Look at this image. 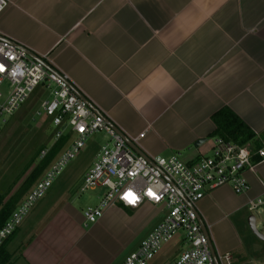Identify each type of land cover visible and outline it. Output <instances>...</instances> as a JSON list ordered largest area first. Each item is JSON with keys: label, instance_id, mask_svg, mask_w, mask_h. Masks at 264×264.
<instances>
[{"label": "crops", "instance_id": "obj_1", "mask_svg": "<svg viewBox=\"0 0 264 264\" xmlns=\"http://www.w3.org/2000/svg\"><path fill=\"white\" fill-rule=\"evenodd\" d=\"M6 1L0 36L46 57L124 137L145 131L142 154L186 165L208 157L220 110L252 134V152L264 144V0ZM97 151L80 174L57 177L15 230L10 264H120L161 220L144 203L84 224L83 210L103 193L78 191ZM244 179L245 194L218 188L196 208L231 264L258 261L244 205L261 193L264 160Z\"/></svg>", "mask_w": 264, "mask_h": 264}, {"label": "built area", "instance_id": "obj_2", "mask_svg": "<svg viewBox=\"0 0 264 264\" xmlns=\"http://www.w3.org/2000/svg\"><path fill=\"white\" fill-rule=\"evenodd\" d=\"M7 5L6 0H0V13ZM0 37V89L6 91V94L0 91V124L37 88H43L49 91V99L42 101L39 109L49 119L52 142L47 150L40 152L38 159L43 158L57 140L68 137L62 151L1 226L0 245L22 224L85 142L94 134L102 133L107 141L98 148L78 189L79 193L103 189L97 204L83 210L84 224L95 223L104 211L115 206L134 210L146 203L162 215L120 264H148L163 245L176 237L180 238L184 250L170 264H231L228 254H219L212 246L209 228L204 226L206 235L201 230L197 204L207 194L222 187L229 188L235 196L245 194L249 187L244 174L254 173L258 162L264 160V144L252 152L247 143L239 145L214 137L210 155L189 165L173 155L153 158L141 152L142 155L135 154L125 140L136 148L145 131L134 138L124 137L73 89L67 77L54 69L46 57H37L39 63L28 56L23 46ZM253 156L258 161L253 162ZM259 184L261 193L244 205L253 218V212L264 214V185Z\"/></svg>", "mask_w": 264, "mask_h": 264}, {"label": "rangeland", "instance_id": "obj_3", "mask_svg": "<svg viewBox=\"0 0 264 264\" xmlns=\"http://www.w3.org/2000/svg\"><path fill=\"white\" fill-rule=\"evenodd\" d=\"M0 91L6 94L3 88ZM48 93V90L37 88L12 116L5 117V122L0 124V193L4 192L11 184L40 147H44L40 152L47 150L52 142V127L49 124V119L45 118L39 109V104L49 99ZM36 113H39V116H36ZM106 141L107 139L102 133L91 136L80 152L69 161L59 177L80 174L93 161L95 149L98 150ZM36 162L37 160L24 172L25 175L31 171ZM24 176L16 183L10 194ZM252 215H254L256 230L264 235V214L258 211L257 214L253 212ZM247 232L257 246V252L253 257L258 260L247 264H264V242L257 240L249 231ZM183 250L184 247L179 244L177 238H174L163 245L148 264H164ZM236 264L246 263L240 261Z\"/></svg>", "mask_w": 264, "mask_h": 264}, {"label": "trees", "instance_id": "obj_4", "mask_svg": "<svg viewBox=\"0 0 264 264\" xmlns=\"http://www.w3.org/2000/svg\"><path fill=\"white\" fill-rule=\"evenodd\" d=\"M212 121L215 125L213 135L218 136L225 141H232L239 145H243L252 138V134L241 124L236 122V120H234V118H232V116L225 110H220L214 114L212 116ZM67 142V136L60 138L53 143L43 158L38 159L40 150L44 148L40 147L35 155L23 166V169L14 178L11 184L4 190V192L0 193V228L28 190L42 177L43 172L62 151ZM36 160L37 162L35 166L27 175H25L24 172H26ZM23 176L24 178L20 181L19 185L10 194L13 187ZM12 235L13 233L0 245V264H10L11 256L7 253L6 246Z\"/></svg>", "mask_w": 264, "mask_h": 264}, {"label": "water", "instance_id": "obj_5", "mask_svg": "<svg viewBox=\"0 0 264 264\" xmlns=\"http://www.w3.org/2000/svg\"><path fill=\"white\" fill-rule=\"evenodd\" d=\"M0 39H2L1 37H0ZM27 54H28V56L30 57V58H32L33 60H35V61H37V62H39V63H41L40 62V60H38V58L36 57V56H34L33 54H31V53H28L27 52ZM43 66H44V68L46 69V70H48L49 71V68L45 65V64H43ZM201 142H197L195 145H199ZM125 144L135 153V154H139V155H142L141 153H140V151L139 150H137L130 142H128L127 140H125ZM199 225H200V228H201V230L205 233V228H204V225L202 224V222L199 220ZM246 225H247V227H248V229H249V231H250V233L257 239V240H259V241H261V242H264V235L263 234H260L257 230H256V228H255V225H254V218H253V216H248L247 218H246ZM205 235H206V233H205ZM211 253H212V250H211Z\"/></svg>", "mask_w": 264, "mask_h": 264}]
</instances>
